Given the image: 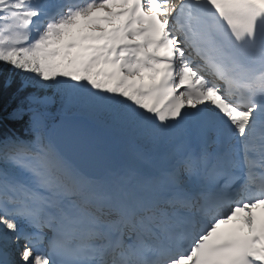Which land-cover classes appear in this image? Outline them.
<instances>
[{
	"label": "snow or ice",
	"instance_id": "snow-or-ice-1",
	"mask_svg": "<svg viewBox=\"0 0 264 264\" xmlns=\"http://www.w3.org/2000/svg\"><path fill=\"white\" fill-rule=\"evenodd\" d=\"M5 93L0 264H264V0H0Z\"/></svg>",
	"mask_w": 264,
	"mask_h": 264
},
{
	"label": "trees",
	"instance_id": "trees-1",
	"mask_svg": "<svg viewBox=\"0 0 264 264\" xmlns=\"http://www.w3.org/2000/svg\"><path fill=\"white\" fill-rule=\"evenodd\" d=\"M14 101L11 99L8 93H5L3 97H0V115H6L8 111L14 106Z\"/></svg>",
	"mask_w": 264,
	"mask_h": 264
},
{
	"label": "rangeland",
	"instance_id": "rangeland-1",
	"mask_svg": "<svg viewBox=\"0 0 264 264\" xmlns=\"http://www.w3.org/2000/svg\"><path fill=\"white\" fill-rule=\"evenodd\" d=\"M75 31V30H74Z\"/></svg>",
	"mask_w": 264,
	"mask_h": 264
}]
</instances>
